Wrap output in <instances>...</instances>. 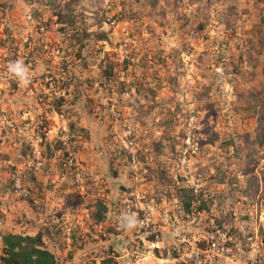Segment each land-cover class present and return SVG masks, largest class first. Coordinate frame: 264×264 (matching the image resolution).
Listing matches in <instances>:
<instances>
[{
  "label": "rangeland",
  "instance_id": "1",
  "mask_svg": "<svg viewBox=\"0 0 264 264\" xmlns=\"http://www.w3.org/2000/svg\"><path fill=\"white\" fill-rule=\"evenodd\" d=\"M262 15L264 0H0V234L48 227L57 264H160L217 224L232 264H264Z\"/></svg>",
  "mask_w": 264,
  "mask_h": 264
},
{
  "label": "trees",
  "instance_id": "2",
  "mask_svg": "<svg viewBox=\"0 0 264 264\" xmlns=\"http://www.w3.org/2000/svg\"><path fill=\"white\" fill-rule=\"evenodd\" d=\"M75 12V10L73 11ZM76 20L75 14L71 13L67 16L60 15L59 22L60 23H72L74 24ZM66 27H61L64 30ZM256 29L259 32L264 31V15L261 16L260 24L256 25ZM83 36H79V39L88 35L86 31H83ZM79 35V34H77ZM102 38H105L106 33H101ZM5 43V42H3ZM85 42L81 41V47L85 46ZM113 65L109 63V69L106 71L108 77L112 75ZM264 71V68H263ZM260 92V94H262ZM264 98V97H263ZM68 100L64 98V96L59 97V101L56 103V108L58 110L67 102ZM263 107L264 111V102L260 103ZM258 111V109H256ZM260 118H264V114L262 113ZM45 132L43 133V135ZM253 142H260L263 144L264 142V131L260 130L256 140ZM31 149L30 146H27L26 149L23 150L24 154H27ZM264 196V194H263ZM194 198L189 194H185L182 199L184 209L187 213L193 212L192 205L194 202ZM206 202L203 201L197 208L202 209L205 208ZM108 212V205L102 200L99 199L97 203V209L94 212V216L97 222L104 221L106 219V214ZM48 227H45L38 231L36 234H25V233H14V232H4L0 234V264H57L58 260L55 253L50 250L45 241V237L48 233ZM112 232L114 228H111ZM153 238V237H152ZM202 246L206 245V242L200 243ZM98 264H120L119 260L114 256H106L100 260Z\"/></svg>",
  "mask_w": 264,
  "mask_h": 264
},
{
  "label": "built area",
  "instance_id": "3",
  "mask_svg": "<svg viewBox=\"0 0 264 264\" xmlns=\"http://www.w3.org/2000/svg\"><path fill=\"white\" fill-rule=\"evenodd\" d=\"M15 180V190L17 192H22L21 179L17 175H14ZM27 195L28 192L25 191ZM256 212L257 217L259 218V225L264 224V198H258L256 203ZM198 211V208L195 209ZM215 220V219H214ZM213 220V223H214ZM2 223V219H0ZM215 228L212 230L213 235L207 241L205 246L200 245L199 243L193 247L192 252H182L179 249L178 255H167L160 259V264H182V260L187 258L193 264H232L236 263L235 255L232 252V249L229 245L230 241H233V237L230 233L224 230V227L214 224ZM258 232V231H257ZM253 250H256L254 248ZM253 264V263H250Z\"/></svg>",
  "mask_w": 264,
  "mask_h": 264
},
{
  "label": "clouds",
  "instance_id": "4",
  "mask_svg": "<svg viewBox=\"0 0 264 264\" xmlns=\"http://www.w3.org/2000/svg\"><path fill=\"white\" fill-rule=\"evenodd\" d=\"M8 72L12 74L22 86H27L30 83L31 76L29 74L28 68L25 66L22 60L11 62L8 66ZM136 225L137 220L134 215H124L120 218V226L123 228L132 229Z\"/></svg>",
  "mask_w": 264,
  "mask_h": 264
}]
</instances>
